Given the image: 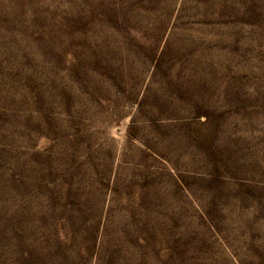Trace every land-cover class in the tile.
<instances>
[{
    "label": "rangeland",
    "instance_id": "374dc122",
    "mask_svg": "<svg viewBox=\"0 0 264 264\" xmlns=\"http://www.w3.org/2000/svg\"><path fill=\"white\" fill-rule=\"evenodd\" d=\"M0 264H264V0H0Z\"/></svg>",
    "mask_w": 264,
    "mask_h": 264
}]
</instances>
